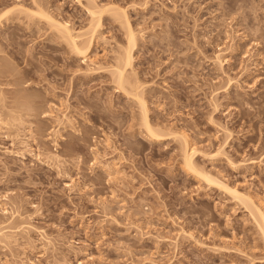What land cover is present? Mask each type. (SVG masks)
<instances>
[{
    "label": "rangeland",
    "instance_id": "374dc122",
    "mask_svg": "<svg viewBox=\"0 0 264 264\" xmlns=\"http://www.w3.org/2000/svg\"><path fill=\"white\" fill-rule=\"evenodd\" d=\"M109 6L160 140L114 76L122 22L85 56L45 19L81 42ZM1 91L31 115L0 127V264H264V0H0ZM185 139L241 197L185 168Z\"/></svg>",
    "mask_w": 264,
    "mask_h": 264
},
{
    "label": "bare ground",
    "instance_id": "6f19581e",
    "mask_svg": "<svg viewBox=\"0 0 264 264\" xmlns=\"http://www.w3.org/2000/svg\"><path fill=\"white\" fill-rule=\"evenodd\" d=\"M109 7H111V6H109ZM109 7L108 8L103 7V9H101L99 7H97V8L96 7H94V8L91 7L92 9L90 7L88 8V13H90V15H91V17L93 19V20H91L90 27H91V29L92 28L93 29L90 30V34H91L90 35L91 37L89 36L90 39L89 40H87L88 38L87 39H83L84 43H83V41H81L82 38L80 40L82 43L79 42L80 37L81 36L82 37L85 36V35L83 36V34H84L83 32L82 33L80 32V34H78L79 32L75 33V32L72 31L73 29L72 30L70 29V26L64 24L62 21L59 22V21L55 20V18L49 16L48 13H47V15H46V12L44 13L46 15V17H45L44 14L43 15H44L45 19L46 18L49 19L48 22H52L51 26L58 31V33L61 35V37L64 39V41L66 43H69L68 46L70 45V48H72L75 51V53H77L79 55H85V56H87V53L90 51V49L92 47L93 38H96V37H94V35L95 34L97 35L96 32L98 31V28L100 29V27H101V18H102L101 16H103V13L108 12V11L112 12L113 15L118 20H120V22H122V24L125 26V28H127V39H128L129 44L131 45V47L128 44L129 45L128 46L129 49L126 47L127 49L123 50V52H120L119 57H118V61L116 62V64L118 63L117 64V68L118 69H117L116 72L114 71V73H115L114 76H116V73L118 74L117 79L115 78L117 80V82H118V86H119L118 88L122 89L125 92L127 91L130 95L134 94V97L138 98V102H139V104L141 106V111H142L143 126H145L144 128L146 129L145 131L147 133V136L149 135L148 137L151 140H152V138H154V140H158L159 138H162V137H161L160 134H158L156 129L153 128V126L150 123V120L148 119L149 118L148 117V109H147V106H146V103H145V99H143L144 97H142L143 95H142L141 91L138 92L139 91L138 90L139 87L137 85L138 82H137V80H135V82H134V80H133L134 78L132 76H131V78H132L133 81H131V79L128 78L129 75L126 76V70H128L127 67H129V66L131 67L132 63H133V55H132V51L133 50H132V47H133V45L135 46V44L137 42L136 41L137 40L136 33H135L134 29L129 24V20H128L127 14L125 13V10L117 9L114 6H113L114 9H112V7L111 8H109ZM115 8L117 10H115ZM19 9H22L23 13L25 12V14L30 13V10H28L29 12L26 13V11H25L26 9H24L23 7L17 8V10H19ZM10 10L11 9H9V12H10ZM22 11L20 10V12H22ZM9 12L6 11L5 14L7 15ZM34 12L35 11H31L32 14L30 13L29 16L31 17L33 14H34V16H36L39 13L38 11H36L35 13ZM5 14H3V15H5ZM3 15L1 17H3ZM38 15L43 16L40 13ZM32 18H33V16H32ZM91 31H92V33H91ZM74 33L76 35H74ZM61 37H59V38H61ZM220 63H221V61H220ZM127 86L130 87V89L135 90L133 92V94H131L129 92V90H128L129 88L127 89ZM17 93L19 94V92H17ZM4 97L5 96H3V98ZM3 98H2V91H1L0 92V104L2 103L1 105L3 107L0 105V107L2 108V109H0V127H1V130L6 131V134H7V136L9 138H14V137L17 136V133H18V130L20 129L21 123L25 122L23 120H25L26 118H28L29 115H31L30 112H27V110L29 111L30 109L27 108V106L25 104L22 107L20 106L21 105L20 103L22 102V101H20V102L18 101L20 99V97L18 98V100L16 99L17 100L16 102L14 101L15 103H5L6 101ZM17 102H19V103H17ZM16 103L19 104V105H17ZM22 105H23V103H22ZM17 126H19V127H17ZM17 128H19V129H17ZM183 144H184L183 147L185 149L183 151V153H184L183 154V156H184L183 157V160H184L183 161L184 162L183 165H185V168L187 167L186 169H188L189 172L192 171V173H196V176L199 175V177H202V178L204 177L205 180L209 181L211 184H216L219 187H224L226 190H228L230 193L234 194L235 196L239 195L238 197H241L239 192H238V189L228 186L225 182H223V181H221L219 179L213 178V177L209 176L207 173L204 174L197 167H195L196 165L194 164L195 163L194 162V156L196 154V151H192V152L188 151V150H190V148H189V144H188L187 139L184 140ZM51 158L52 157L50 156V159ZM56 159H58V157L55 158V160ZM245 199L249 203V205H250L249 207L252 209V211L255 214V216H257L258 222H259L258 224H259V226H260V228L262 230L263 236H264V210H263V208L260 207V206H257V204L254 202V200L252 198L248 197V198H245ZM12 227H16V226L11 225V227H8V228L12 229ZM3 234H2V236H3ZM4 236H5V239H3V238L2 239L4 241L7 239L6 241H8L9 238L11 239L12 234L4 235ZM10 239H9V241H10Z\"/></svg>",
    "mask_w": 264,
    "mask_h": 264
}]
</instances>
